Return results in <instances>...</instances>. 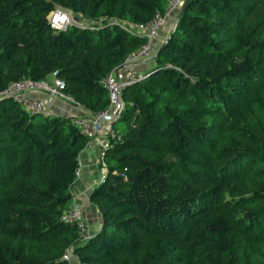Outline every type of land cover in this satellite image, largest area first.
<instances>
[{"label": "trees", "instance_id": "16d2710c", "mask_svg": "<svg viewBox=\"0 0 264 264\" xmlns=\"http://www.w3.org/2000/svg\"><path fill=\"white\" fill-rule=\"evenodd\" d=\"M165 5L0 0V91L53 73L85 111L104 107L100 77L144 41L129 24ZM55 8L74 19L50 27ZM178 9L142 76L121 89L103 177L87 194L99 215L91 234L59 218L87 136L69 115L0 96V264H264V0ZM226 176L245 206L231 219L214 199Z\"/></svg>", "mask_w": 264, "mask_h": 264}, {"label": "built area", "instance_id": "2783aa9c", "mask_svg": "<svg viewBox=\"0 0 264 264\" xmlns=\"http://www.w3.org/2000/svg\"><path fill=\"white\" fill-rule=\"evenodd\" d=\"M183 0H166L163 13L154 12L152 16L143 24L130 23V29L142 34L144 41L128 51L123 57L122 62L110 69L100 77V83L106 90L107 102L100 109L92 112L85 111L81 114H70L69 121L74 124L81 133L90 138H97V152L101 159L102 149L106 145L105 134L109 131L110 122L114 119L123 107L121 89L124 85L139 79L142 76L141 71L136 69L135 64L141 60L150 58L153 53L154 39L156 29L162 26L164 17L171 11L180 7ZM47 22L52 28H63L74 17L69 11L61 8H55L47 13ZM64 83L61 79L50 74L49 79L32 80L29 78H19L9 81L0 91V96H10L18 101L24 110L31 113L51 114L46 106L47 98L60 100H71L70 96L63 91ZM36 90L43 96H31L29 91ZM87 139V140H88ZM102 166V162L99 161ZM74 181L79 176V164L74 169ZM103 177V171L97 175V182ZM59 218L63 221L71 222L75 225L78 235H86V220L82 214V207L74 196H72L68 205L60 212ZM69 249H66L62 257L68 258Z\"/></svg>", "mask_w": 264, "mask_h": 264}, {"label": "crops", "instance_id": "0c3cea01", "mask_svg": "<svg viewBox=\"0 0 264 264\" xmlns=\"http://www.w3.org/2000/svg\"><path fill=\"white\" fill-rule=\"evenodd\" d=\"M174 11H171L170 14H167L162 22V26L160 30H162V36L156 40L160 41L163 38V35L167 31L168 27L164 24H169L173 20V18L168 22L171 18ZM173 22V21H172ZM157 38V37H156ZM157 41V42H158ZM150 64V58L145 60H141L135 64L136 69L138 71H143L146 69ZM50 75L47 76L49 79ZM31 96H43V94L39 91L32 90L28 92ZM46 106L48 110L53 114H60V115H70V114H81L85 112L83 106L73 100H60L55 98H47ZM97 138H90L86 141L84 147L78 153V164H79V176L77 180L72 185V194L74 199L80 203L82 207V214L86 218V214L84 213L86 210H89L90 213L94 216V219L97 220V226L99 224V215L97 210L95 209L94 205L87 200V194L90 188L97 183V175L99 172L103 171V167L99 165V153L97 152ZM97 228V227H96ZM94 231L91 230V227L88 226V222L86 221V234H91Z\"/></svg>", "mask_w": 264, "mask_h": 264}, {"label": "rangeland", "instance_id": "374dc122", "mask_svg": "<svg viewBox=\"0 0 264 264\" xmlns=\"http://www.w3.org/2000/svg\"><path fill=\"white\" fill-rule=\"evenodd\" d=\"M173 15L174 14L172 13L170 17H172ZM164 25H167V24H164ZM159 36L160 37L162 36V30H160V27L156 29V36L153 37L154 39L153 49H155L158 43L161 41V40L160 41L156 40L159 38ZM217 179L221 180L220 178H217ZM217 187L218 189H217V193L214 199L216 203L215 206L218 210L223 212L227 217L231 219L233 216L238 214L241 210L245 209V206L237 203L238 198L236 197V195L239 194V189L241 188V182H236L233 180V177L226 176L225 178H223L221 181L218 182ZM236 191H237V194L235 195L234 193ZM84 213L86 214V218H87L86 221L88 222V226L91 227V230L94 229L95 231L97 227L98 218L97 220H95L94 216L90 213L89 210H86ZM249 233L253 234L254 232H249ZM254 237L258 238L259 236L256 235ZM248 238H251V237H248ZM64 251L65 250H63L62 253ZM68 258L70 261L72 260V256L69 257L68 255ZM66 262L68 264V259Z\"/></svg>", "mask_w": 264, "mask_h": 264}, {"label": "water", "instance_id": "95a60500", "mask_svg": "<svg viewBox=\"0 0 264 264\" xmlns=\"http://www.w3.org/2000/svg\"><path fill=\"white\" fill-rule=\"evenodd\" d=\"M185 1H186V0H183V1H182L181 5H180V7H179V9H178L177 15H178V13L180 12V10H181L183 4L185 3ZM141 35H142V34H141ZM110 123H111V122H110Z\"/></svg>", "mask_w": 264, "mask_h": 264}]
</instances>
